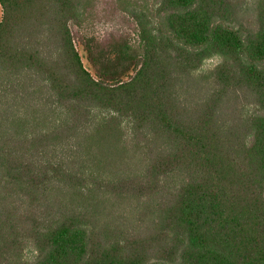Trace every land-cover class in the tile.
Masks as SVG:
<instances>
[{
	"label": "trees",
	"instance_id": "16d2710c",
	"mask_svg": "<svg viewBox=\"0 0 264 264\" xmlns=\"http://www.w3.org/2000/svg\"><path fill=\"white\" fill-rule=\"evenodd\" d=\"M243 1L163 0L137 51L75 36L74 0H0V264H264V0L250 27Z\"/></svg>",
	"mask_w": 264,
	"mask_h": 264
},
{
	"label": "rangeland",
	"instance_id": "374dc122",
	"mask_svg": "<svg viewBox=\"0 0 264 264\" xmlns=\"http://www.w3.org/2000/svg\"><path fill=\"white\" fill-rule=\"evenodd\" d=\"M163 0H74L75 17L70 20L69 26L73 34L79 38L93 41H104L116 31H126L131 34L130 45L140 50L139 39L133 27L139 28V23L154 20ZM257 0H244L239 6V23L252 26L256 19L255 7ZM2 8L0 6V21ZM253 22V23H252ZM249 23V25H248ZM81 56L84 55L80 50ZM83 65L89 68L85 57ZM222 62L218 55H212L202 61L197 73H208ZM22 246V260L33 261L36 247L33 240H25Z\"/></svg>",
	"mask_w": 264,
	"mask_h": 264
}]
</instances>
